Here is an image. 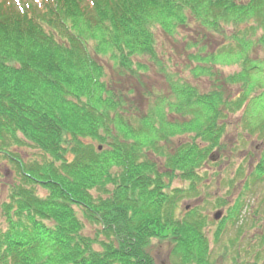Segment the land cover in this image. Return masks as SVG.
<instances>
[{
	"label": "trees",
	"instance_id": "1",
	"mask_svg": "<svg viewBox=\"0 0 264 264\" xmlns=\"http://www.w3.org/2000/svg\"><path fill=\"white\" fill-rule=\"evenodd\" d=\"M192 19L208 34L233 25L243 69L228 79L255 74L248 56L251 44L264 45V0H0V160L17 175L0 201V264H157L149 251L155 238L172 242L171 264H215L207 218L196 209L181 216L178 207L218 144L222 113L210 99L215 94H198L173 72L157 37L158 26L173 37ZM243 22L252 38L237 27ZM206 36L188 53L197 77L201 70L213 75L215 64L203 61L219 52L203 55ZM107 53L127 86L106 78ZM151 69L170 82L174 100L147 85ZM138 95L145 112L130 97ZM176 111L207 120L202 128L196 118L168 121ZM192 130L205 145L192 137L167 146ZM25 148L35 155L23 156ZM152 153L163 156V169ZM178 177L190 187H174ZM263 177L264 162L244 192ZM244 205L237 201L230 218L239 220ZM86 223L94 234H86ZM256 247L244 264H264V237Z\"/></svg>",
	"mask_w": 264,
	"mask_h": 264
},
{
	"label": "rangeland",
	"instance_id": "2",
	"mask_svg": "<svg viewBox=\"0 0 264 264\" xmlns=\"http://www.w3.org/2000/svg\"><path fill=\"white\" fill-rule=\"evenodd\" d=\"M225 26L222 34L216 32L208 34L207 29H203L197 21L192 19L189 24L190 28L179 27L178 35L173 37L158 26L160 34L157 37L159 50L166 52L165 57H169L173 64V72H178L179 77L182 78L181 81L194 88L198 94H215L216 96H212L210 99L213 98L217 104L215 111L222 113V116H217L215 120L216 125L222 129L218 144L212 150L209 159L198 169L201 179L195 182V189L180 200L178 212L182 216L189 210L196 209L207 218L205 233L209 238L211 258L215 260V264H244L253 258L248 253H252L257 248L256 246H260L264 237V177L258 180L253 191L244 192L243 190L245 182L249 180L248 177L254 172L255 167L264 162V131L261 132L258 129V126L264 122V73L259 71L264 69V62H262L264 61V45L251 44L250 51L248 50L249 60H252V65L258 67L256 69L258 72L252 73L246 82H243L242 75V78L231 81L228 78L243 69V62L236 60L240 53L236 51V42L231 38L234 26L229 23ZM237 27L244 30L245 33L247 31L252 38V29L245 22ZM169 28H172L171 23L167 29ZM261 33L262 31L258 30L254 39H257ZM202 35H207L203 41L201 40L206 44V47L203 48V55L219 52L203 61L215 64L211 67L213 75L201 70L204 75L197 77L195 76L196 62L191 60L188 53L197 50L192 44ZM89 45L92 49L96 45V41L89 39ZM102 58L101 62L104 64L106 78H116L119 82H125V86H127V76L123 73L119 74L118 69L113 70L109 53ZM199 71L200 68H198ZM145 82L169 99H175L172 96L170 82L158 71L148 70ZM244 96L247 99V106L243 104L241 108L232 110L233 102L237 103ZM130 97L136 101L140 112L148 110L147 102L143 96ZM256 97L261 98L253 99ZM198 108L201 109V106ZM156 113L158 112L156 111ZM199 113L203 115L202 110ZM210 114L213 116V112ZM168 115V121L174 120L182 125L196 118L199 128H202V124L207 120V116L200 117L198 114L195 116L192 113L182 114L177 111L172 115L168 113ZM196 134L199 132L193 130L179 132L170 138L167 146H171L173 149L179 143L190 141L192 137H196L197 144L205 145L206 143ZM31 152L35 155L32 148L21 150L23 156H30ZM152 156L157 159L159 165H162L160 169H163V156L156 155V153H152ZM16 180V173L12 171L10 165L8 166L6 160L1 159L0 201L7 196L10 184ZM173 186L186 189L190 187V183L178 177L174 179ZM242 194L243 197H241ZM239 200L245 202L244 208H241L238 213L239 220L231 219L230 209ZM217 211L222 212V217L219 220L214 218ZM220 228L221 236L217 239V231ZM94 232V227L87 224L86 234H94ZM171 243L169 238L162 241L156 238L152 240L149 251L157 264H171Z\"/></svg>",
	"mask_w": 264,
	"mask_h": 264
},
{
	"label": "water",
	"instance_id": "3",
	"mask_svg": "<svg viewBox=\"0 0 264 264\" xmlns=\"http://www.w3.org/2000/svg\"><path fill=\"white\" fill-rule=\"evenodd\" d=\"M221 216H222V212L221 211L216 212L215 215H214L215 219H219Z\"/></svg>",
	"mask_w": 264,
	"mask_h": 264
},
{
	"label": "snow or ice",
	"instance_id": "4",
	"mask_svg": "<svg viewBox=\"0 0 264 264\" xmlns=\"http://www.w3.org/2000/svg\"><path fill=\"white\" fill-rule=\"evenodd\" d=\"M17 3H19V0H17Z\"/></svg>",
	"mask_w": 264,
	"mask_h": 264
}]
</instances>
